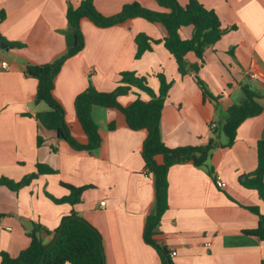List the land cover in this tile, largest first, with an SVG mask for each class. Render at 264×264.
Instances as JSON below:
<instances>
[{
	"label": "crops",
	"instance_id": "obj_1",
	"mask_svg": "<svg viewBox=\"0 0 264 264\" xmlns=\"http://www.w3.org/2000/svg\"><path fill=\"white\" fill-rule=\"evenodd\" d=\"M82 1L0 0V38L22 45L10 48L0 39V179L17 183L38 174L18 191L0 186V223L12 228L0 229V253L18 258L31 246L35 224L43 226L45 231L39 236L50 243L63 218L76 211L101 233L106 264H162L160 253L145 241L148 224L158 214L155 176L147 173L142 155L147 129L132 130L115 107L94 106L91 116L101 145L89 152L74 149L37 118L38 113L51 109L46 102L35 103L39 82L25 69L54 63L74 46L75 29L67 11ZM178 2L185 6L189 0ZM199 2L218 14L226 34L207 48L203 61L193 53L186 61L201 65L197 76L217 100L205 98L196 73L181 76L163 42L136 58L138 34L157 41L167 35L162 23L143 17L110 27L81 18L85 46L62 65L54 97L65 111L72 136L87 144L75 107L80 94L90 85L100 92H113L127 71L147 76L150 87L158 92L157 75L164 73L173 85L161 116L163 142L170 148L205 146L214 138L216 146L207 165L226 186L217 187L207 168L192 161L173 165L168 172V208L154 225L153 240L169 251L175 264H264V240L245 233L258 229L260 217L251 208L264 215V201L258 190L241 182L252 179L258 167V142L264 140V99L257 100L262 113L241 124L232 146L222 130L230 117L229 108L246 100L244 86L264 95V0ZM132 3L170 12L157 0H94L105 17L119 15ZM193 31L192 26H185L180 34L190 39ZM139 93L149 100L133 88L118 101L129 107ZM212 123L218 128L212 129ZM155 159L157 164L163 163V156ZM38 165L55 173L40 174ZM63 183L87 187L81 203L54 201L70 195Z\"/></svg>",
	"mask_w": 264,
	"mask_h": 264
},
{
	"label": "trees",
	"instance_id": "obj_2",
	"mask_svg": "<svg viewBox=\"0 0 264 264\" xmlns=\"http://www.w3.org/2000/svg\"><path fill=\"white\" fill-rule=\"evenodd\" d=\"M158 3L169 9L170 12H155L142 7L139 3L127 4L123 11L114 17H105L95 7L94 0H83L79 7L69 6L67 18L69 24L75 29V44L65 56L54 63L44 65H27L25 73L34 77L39 82L35 103L46 102L50 111L38 113L37 118L43 126L57 131L60 138L66 140L76 150L92 152L101 145V137L98 127L94 122L91 111L94 106L115 107L125 116L132 130L147 129L148 138L143 147L147 173L155 176L157 190L158 214L151 219L145 234L147 244L155 247L162 257V264H175L166 248L159 246L153 240L154 225L159 222L161 215L168 208V172L170 168L179 163L192 161L197 167L207 168L212 177L215 176L213 169L207 163L211 157V151L216 146L215 139H210L205 146H184L178 148L168 147L162 140L160 122L163 108L167 102L169 91L173 81L168 80L164 73L157 75L160 81L158 92L153 90L148 82V77L138 75L136 72L127 71L121 74L120 85L113 92H100L93 85L76 98L75 107L79 122L88 137L87 144H81L71 134L66 122L65 111L54 97L55 80L64 64L70 57L76 55L85 46L84 36L80 30V20L88 17L99 27H110L133 17H143L152 23H162L167 35L163 40H154L144 33L136 36V58L140 59L146 52L153 50V45L164 43L166 49L173 55L181 76L196 73L197 83L203 90L205 98L217 100L208 89L207 84L197 75L201 65L191 64L186 61V56L193 53L200 61L204 60L207 48L217 44L226 34L222 22L214 10L207 9L199 0H189L187 5L182 6L178 0H157ZM4 13L1 14V19ZM185 26H192L194 31L190 39H183L180 31ZM10 48H20L19 43H11L3 38ZM233 55V53L231 52ZM133 88L145 93L149 100L141 98L140 93L129 107H123L118 98L128 94ZM246 100L240 104H233L229 108L230 117L222 126L223 132L229 138L228 146H232L237 138L241 124L250 117L262 113L263 107L257 100L264 99V95L255 93L249 86H244ZM39 145L42 140L39 138ZM163 156V163L157 164L156 156ZM40 174H53L55 170L48 166L38 165ZM38 174L25 177L15 183L7 178L0 179V186H7L13 191L29 185ZM252 179L246 177L242 183L258 190L264 201V140L258 142V167ZM70 195L63 199H54L57 203L69 202L76 205L82 202V196L87 187H75L63 183ZM251 210L260 217L259 227L256 230L245 231L247 234L264 240V215L259 209ZM45 229L35 224L31 234V246L23 251L18 258H12L7 252H1L0 264H106L103 252V239L99 230L90 222L81 217L76 211L65 216L60 227L56 230L55 237L50 243H45L39 233Z\"/></svg>",
	"mask_w": 264,
	"mask_h": 264
},
{
	"label": "built area",
	"instance_id": "obj_3",
	"mask_svg": "<svg viewBox=\"0 0 264 264\" xmlns=\"http://www.w3.org/2000/svg\"><path fill=\"white\" fill-rule=\"evenodd\" d=\"M3 67L5 69H7V67H8L7 62H3ZM210 126H211L212 129H217L218 128V125L216 123H212ZM213 179H214L215 185L217 187L224 188L226 186V183L223 181L222 177H220L219 175L215 174V176L213 177ZM101 205L104 206L105 205V202H101ZM0 229L1 230H7V231L12 230V228H10V227H4L3 224H1V223H0ZM175 255H176V253L173 252L172 253V256H175Z\"/></svg>",
	"mask_w": 264,
	"mask_h": 264
},
{
	"label": "water",
	"instance_id": "obj_4",
	"mask_svg": "<svg viewBox=\"0 0 264 264\" xmlns=\"http://www.w3.org/2000/svg\"><path fill=\"white\" fill-rule=\"evenodd\" d=\"M46 234H48V233H46ZM42 240H45V236H42Z\"/></svg>",
	"mask_w": 264,
	"mask_h": 264
}]
</instances>
